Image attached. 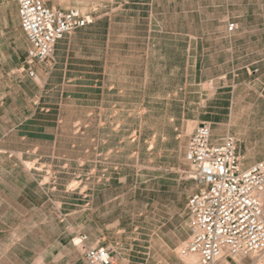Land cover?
Segmentation results:
<instances>
[{
    "label": "rangeland",
    "instance_id": "rangeland-1",
    "mask_svg": "<svg viewBox=\"0 0 264 264\" xmlns=\"http://www.w3.org/2000/svg\"><path fill=\"white\" fill-rule=\"evenodd\" d=\"M42 1L112 16L121 28L131 16L144 34L103 59L96 86L87 81V58L76 59L85 88L53 97L63 104L60 115L55 109L14 122L30 137L11 139L14 152L0 153V264H88L84 247L72 243L79 235L85 247L112 249L118 264H185L179 249L189 236L186 202L196 189L184 159L189 135L198 120H215L213 137L219 128L233 133L244 125L226 120L221 109L228 100H217L216 112L209 107L218 79L205 78L225 58L217 37L227 19L249 17L241 28L255 31V41L239 42L255 47L260 82L235 85L233 96H264V0ZM0 4L10 13L16 0ZM233 262L264 264V253L213 264Z\"/></svg>",
    "mask_w": 264,
    "mask_h": 264
},
{
    "label": "crops",
    "instance_id": "crops-1",
    "mask_svg": "<svg viewBox=\"0 0 264 264\" xmlns=\"http://www.w3.org/2000/svg\"><path fill=\"white\" fill-rule=\"evenodd\" d=\"M124 6L131 5L125 3ZM253 8L255 7L252 4L247 7L249 10ZM261 8H264V5ZM87 13L93 17L90 24L65 34L55 43L52 53L45 60L30 62L27 58L30 43L20 27L18 0H16V7L10 13L7 7L0 4V153L14 152L9 146L11 139L18 138L25 143V140L30 137L29 133L18 130L14 122L29 121L32 114L36 112L49 115L57 110L60 115L59 109L63 104L52 100L53 97H61L66 89L85 88L80 85V82L85 79L80 76L78 68L81 63L76 59L87 58V81L96 86L98 75L104 73L103 59L117 57V51L127 43L142 42L144 25L140 23L142 22L140 19L135 20L129 16L126 19L127 28H121L124 24L120 19L112 16L102 19L91 12ZM247 15L250 16V14ZM248 18L225 21V34L217 37L222 38L226 44L222 49L224 61L216 65L221 68L215 74L205 78V81L218 79L209 107L216 112L217 100L226 99L228 105L221 109L225 112L226 120L234 125L244 123L233 133H230L228 128L224 130L219 128L220 134L215 137L212 130V140L216 141L226 134H231L235 139L237 151L243 158V163H246L245 166L264 159V96L252 97L250 93L237 95L235 98L233 96L235 85L260 82V76L257 75L261 68L252 54L256 51L255 47L246 48L239 42L241 38L246 37L249 38L248 42L250 39L255 41V31L247 32L241 28L243 21ZM231 22L235 24V27L229 31L228 25ZM149 26L148 37L152 32V24ZM85 43L87 50L79 49ZM208 50V48L205 49L206 54H202L203 57H208ZM208 70L209 66H206L204 70L206 75ZM29 72H32V75ZM223 88L231 89L218 92ZM201 121L210 122L211 127L213 123H216L212 118L198 120L197 123ZM30 149V146L23 147L20 153ZM14 166L15 164L11 165L13 169Z\"/></svg>",
    "mask_w": 264,
    "mask_h": 264
},
{
    "label": "built area",
    "instance_id": "built-area-1",
    "mask_svg": "<svg viewBox=\"0 0 264 264\" xmlns=\"http://www.w3.org/2000/svg\"><path fill=\"white\" fill-rule=\"evenodd\" d=\"M18 16L30 43V62L45 60L65 34L93 21L91 14L77 8L55 9L42 0H18ZM234 27L231 22L228 30ZM184 159L196 189L186 202L189 236L180 246V255L196 256V264H213L222 257L264 251V159L243 166L234 137L226 134L212 140L207 121L194 126ZM85 240V235H79L72 243L84 247L88 264H118L112 249L85 247Z\"/></svg>",
    "mask_w": 264,
    "mask_h": 264
},
{
    "label": "bare ground",
    "instance_id": "bare-ground-1",
    "mask_svg": "<svg viewBox=\"0 0 264 264\" xmlns=\"http://www.w3.org/2000/svg\"><path fill=\"white\" fill-rule=\"evenodd\" d=\"M188 128H189L188 130H190V126ZM261 201L264 203V194L261 195ZM260 253H264V251H262ZM183 259H184L185 264H196V259H195L194 255L183 256Z\"/></svg>",
    "mask_w": 264,
    "mask_h": 264
}]
</instances>
